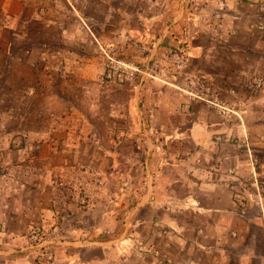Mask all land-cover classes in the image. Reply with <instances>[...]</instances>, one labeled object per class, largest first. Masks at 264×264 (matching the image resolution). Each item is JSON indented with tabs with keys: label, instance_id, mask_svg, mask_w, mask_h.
Listing matches in <instances>:
<instances>
[{
	"label": "rangeland",
	"instance_id": "1",
	"mask_svg": "<svg viewBox=\"0 0 264 264\" xmlns=\"http://www.w3.org/2000/svg\"><path fill=\"white\" fill-rule=\"evenodd\" d=\"M5 1L0 0V24L11 21L19 27L20 19H8L1 12ZM117 3L129 11L148 9L144 0ZM125 18L119 32L110 24L119 18L103 16L92 17L95 35L49 29L19 39V28L14 32L15 55L32 35L49 43V53L69 62L59 63L54 80L59 117L54 129L44 127L50 122L47 111L40 110V123L35 111H21L34 108L35 101L23 106L27 99L20 94L16 74L7 75V86L0 82V264H191L179 253L169 226L148 223L147 207L139 213L140 219L145 216L140 223L133 212L138 201L149 199V141L157 134L142 110L148 99L143 89L167 83L169 76L186 79L176 62V54L183 51L163 46L151 58L145 33L139 35L136 21ZM10 37L9 32L0 33L2 40ZM90 56L96 58L93 63L87 61ZM100 65L105 68L100 77L81 78ZM23 114H28L25 119ZM80 114L82 120L90 116L92 128L73 133L72 116ZM41 130L45 135L37 136ZM257 183L258 189L245 192V212L238 209L250 221L249 230L233 234L230 257L223 263L264 264V160ZM203 258L212 264L211 258Z\"/></svg>",
	"mask_w": 264,
	"mask_h": 264
},
{
	"label": "crops",
	"instance_id": "2",
	"mask_svg": "<svg viewBox=\"0 0 264 264\" xmlns=\"http://www.w3.org/2000/svg\"><path fill=\"white\" fill-rule=\"evenodd\" d=\"M144 1L148 11L141 7L129 11L117 0H6L1 12L20 21L19 27L11 21L0 24V33L9 32L13 37L0 39V82L7 86V75L16 74L20 94L27 99L21 104L31 106L35 101L34 108L21 107V111H35L38 123L44 117L40 110L47 111L50 122L44 127L54 129L59 126L54 80L59 63L69 62V58L49 53V43L34 40L32 35L20 45V55H15L18 28L19 39L34 30L49 29L88 35L96 31L92 17L119 18L110 20L115 32L122 30L125 17H132L138 25L135 30L146 35L144 44L152 49L151 58L163 46L180 48L185 55L186 79L169 76L167 83L143 89L148 99L142 110L157 134L153 140L149 138L153 145L146 169L149 199L138 201L133 212L140 223L145 216L140 219L139 213L147 207L148 223L169 226L179 253L189 263L205 264L201 260L205 257L215 264L216 256L217 264H228L223 262L230 257L233 234L249 230L250 222L238 212L231 186L258 189L264 160V86L256 94L247 88L255 76L264 80V0ZM139 16H146L147 21ZM90 58L85 60H96ZM75 62L83 64L82 59ZM104 71L100 65L99 70H87L81 78H97ZM196 78L207 82L212 95L228 102L235 113L223 115L203 99H195ZM103 95L107 96L106 90ZM137 111L140 115L141 110ZM72 118L73 133L92 128L89 115H84V121L81 114ZM36 135L45 134L41 130Z\"/></svg>",
	"mask_w": 264,
	"mask_h": 264
},
{
	"label": "built area",
	"instance_id": "3",
	"mask_svg": "<svg viewBox=\"0 0 264 264\" xmlns=\"http://www.w3.org/2000/svg\"><path fill=\"white\" fill-rule=\"evenodd\" d=\"M177 56V65L181 68H183V62L185 61V55L182 53V55ZM196 92L195 95L203 99L205 102H207L209 105L214 106L216 109L219 110V112L223 115H228L230 113H235L233 110V107L228 103L222 100L221 98L217 96L212 95V89L211 86L203 81V80H198L196 82ZM264 86V80L261 76H255L253 79H251L247 83V88L250 89L253 93H259ZM233 93H235V90H232ZM234 192V202L235 205L237 206L238 209H240L242 212H245V206H246V196L245 192L246 190L244 189H238L234 186H231Z\"/></svg>",
	"mask_w": 264,
	"mask_h": 264
}]
</instances>
